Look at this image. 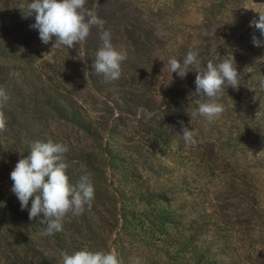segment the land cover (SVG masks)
<instances>
[{
  "label": "rangeland",
  "instance_id": "obj_1",
  "mask_svg": "<svg viewBox=\"0 0 264 264\" xmlns=\"http://www.w3.org/2000/svg\"><path fill=\"white\" fill-rule=\"evenodd\" d=\"M32 0H0V86L9 100L0 132V264H61V251H109L123 264H264V47L250 27L264 0H88L126 53L118 80L84 71L101 47L93 26L76 48L52 49L22 18ZM95 6V7H94ZM198 53L232 60L239 87L224 85L223 114L190 121L200 99L195 68L181 79L167 62ZM178 121L194 130L186 146ZM66 144L70 183L88 174L91 208L44 226L11 192L10 173L35 141ZM159 153V155H157ZM31 201L29 202V208ZM199 256L193 259L196 241ZM198 255V254H197Z\"/></svg>",
  "mask_w": 264,
  "mask_h": 264
},
{
  "label": "clouds",
  "instance_id": "obj_2",
  "mask_svg": "<svg viewBox=\"0 0 264 264\" xmlns=\"http://www.w3.org/2000/svg\"><path fill=\"white\" fill-rule=\"evenodd\" d=\"M88 0H32L21 5L22 18L34 15L35 23L31 28L38 30L39 38L44 44L52 43V50L62 46L68 49L83 45L93 26L100 30L101 47L97 50L92 63V72L84 71L87 81L91 73L102 75L106 83L116 81L121 76V63L127 55L117 51L111 43V34L104 30L105 21L98 17L94 9L86 7ZM95 7V6H94ZM258 19L250 22L264 38V11L258 12ZM252 42L256 47H264V40L253 36ZM198 53L189 50L183 61L171 58L167 62L168 70L176 73L181 79L195 68V95L200 99L197 107L191 110L190 121L198 116L208 123L219 118L224 107L219 99L224 93V85L233 89L239 87V73L232 60H223L219 64L208 61L202 71ZM259 87L264 89V77L259 81ZM9 96L0 86V132L6 131V117L2 109ZM181 131L177 133L186 146H195L198 141L196 133L178 121ZM69 151L66 144L35 141L30 145L26 157L19 159L10 173L12 181L11 192L20 202L21 210H28L29 220H38L44 226L41 235L51 236L63 231L65 218L82 215L85 207L91 208L94 199V186L88 174H83L78 181L70 183L66 174L68 165L64 162V154ZM264 153L262 150L258 155ZM159 155V153H157ZM31 206L29 208V202ZM61 264H123L114 249L109 251H90L82 249L69 254L61 251ZM135 264H141L139 258Z\"/></svg>",
  "mask_w": 264,
  "mask_h": 264
},
{
  "label": "trees",
  "instance_id": "obj_3",
  "mask_svg": "<svg viewBox=\"0 0 264 264\" xmlns=\"http://www.w3.org/2000/svg\"><path fill=\"white\" fill-rule=\"evenodd\" d=\"M194 241H196V239L194 238ZM198 241H196L195 242V244H194V247H192L191 248V254H192V256H193V259H197V258H200V260H202L203 259V257H201V256H199V252H201L200 251V248H202V247H198ZM198 254V255H197Z\"/></svg>",
  "mask_w": 264,
  "mask_h": 264
}]
</instances>
